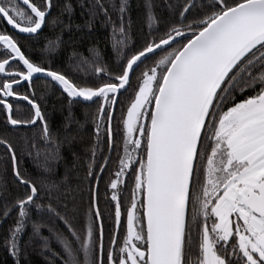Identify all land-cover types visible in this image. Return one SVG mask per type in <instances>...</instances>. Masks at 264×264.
Wrapping results in <instances>:
<instances>
[{"label":"snow or ice","instance_id":"obj_1","mask_svg":"<svg viewBox=\"0 0 264 264\" xmlns=\"http://www.w3.org/2000/svg\"><path fill=\"white\" fill-rule=\"evenodd\" d=\"M127 5L128 0L118 6L116 0H82L88 27L101 14L111 25L119 62L113 68L99 60L98 52L95 59L73 53L79 56V71L83 65L91 69L80 77L33 59L13 34L0 30V111L6 126L39 125L40 137L52 139L32 84L42 74L59 86L69 105H97L92 117L97 143L87 175L102 178L93 171L102 128L109 155L100 173L107 170L110 154L117 153L107 183L114 216L106 246L98 184L86 227L78 231L75 216L69 215L75 208L54 205L53 186L45 191L22 174L16 147L0 134V162L5 171L10 162L18 190L0 208V225L12 220L5 249L20 264V236L31 224L30 238L44 240L49 264L57 258L60 264H264V0H202V11L192 19L193 0H185L173 20L159 21L149 11V31L138 44L129 35ZM54 7V0H0V19L19 33L39 35L46 23H62L51 16ZM71 10L66 0L63 11ZM110 10L117 13L115 20ZM58 45L59 39L49 41L41 55ZM22 82L29 89L23 93ZM130 90L123 104L120 97ZM21 102L30 107V115H19ZM129 175L131 193L122 208V186ZM32 209L61 221L67 235L47 220H33ZM44 228L61 242L63 254L50 247Z\"/></svg>","mask_w":264,"mask_h":264},{"label":"trees","instance_id":"obj_2","mask_svg":"<svg viewBox=\"0 0 264 264\" xmlns=\"http://www.w3.org/2000/svg\"><path fill=\"white\" fill-rule=\"evenodd\" d=\"M55 7L52 9L51 16L59 17L62 23L52 25L46 23L40 34H23L14 30L6 21L0 19V30L6 29L19 40L25 53L35 60L43 62L54 70H59L70 76L80 77L85 72L91 71L88 65H83L84 71H79L76 67L79 56L73 53L83 54L90 59L96 58L99 53V60L115 68L119 62L118 55L113 50L115 37L112 36L111 25L105 22L103 14L91 21V27L87 26L89 13L86 7H81L82 0H70L72 4L71 12L63 11L66 0H54ZM85 4L89 0H83ZM120 0H116L117 6ZM185 0H128V11L125 19L131 20L129 35L131 42L140 43L142 38L147 35L149 29L147 16L149 11L159 21L173 20L177 18L179 6ZM196 7L188 14L192 19L198 12L202 11V0H193ZM209 0H203L207 4ZM151 5L149 9L148 5ZM112 18H117V13L110 10ZM65 25H68L65 27ZM79 26V27H77ZM59 39V45L52 53H44L42 50L49 41L55 42ZM89 49L93 51L90 52ZM143 67V66H142ZM139 72V69L137 70ZM50 78L36 76L32 84L35 89L36 99L40 103L42 111L47 119L52 133V139L45 142L39 135L40 127H20L12 128L6 126L5 116L0 111V134H7L10 141L17 149V157L22 174L32 178L42 189L47 191L48 186L52 187V203L60 205L61 208L67 204L68 209L75 208L69 215L75 216L72 221L78 231L83 232L88 222V211L91 207V196L98 184V206L101 211V219L104 225L105 245L107 246L109 235L112 231L114 216V202L111 201V189L107 187L109 174L116 170L117 153L114 151L111 160L108 162L107 170L99 172V165L102 164L103 157L109 155L106 145V137L101 130V144L97 149L96 164L93 171L101 175L97 181L95 176H88L89 163L92 157V146L97 143L95 135V124L93 113L97 107L95 103L74 102L69 105L66 96L61 95V89L55 82H49ZM135 84V79H133ZM28 89L26 82H22L20 92ZM131 96V90L124 93L120 100L126 104ZM240 96H237L239 99ZM15 108V105H14ZM69 108L72 116L69 118ZM120 105H117L116 116L120 115ZM31 109L26 102L20 103V113L24 117L30 115ZM116 128V121L113 122ZM119 141V132L117 131ZM35 147H31L32 142ZM3 149L0 148V156ZM0 162V208L4 202L11 201L18 191L15 185L14 176L11 171L10 162ZM132 188L131 175L127 178V185L122 186V208H126ZM44 203L48 202L45 196ZM33 220L43 219L52 224L53 229L63 230L67 235L66 229L61 221L50 218L46 212L32 209ZM126 217H122L121 233L124 231ZM12 223L11 218L0 225V264H16L17 257H13L4 247V237L7 228ZM31 224L20 236V246L22 253L19 257L20 264H49L50 254L43 248L44 240L41 237L30 238ZM95 234L99 235V221L94 223ZM42 236L48 237L50 247L58 253L63 254L62 244L54 233H50L47 228L42 229ZM56 264H60L57 258Z\"/></svg>","mask_w":264,"mask_h":264},{"label":"water","instance_id":"obj_3","mask_svg":"<svg viewBox=\"0 0 264 264\" xmlns=\"http://www.w3.org/2000/svg\"><path fill=\"white\" fill-rule=\"evenodd\" d=\"M36 76H44V75H42V74H36L34 77H36Z\"/></svg>","mask_w":264,"mask_h":264}]
</instances>
